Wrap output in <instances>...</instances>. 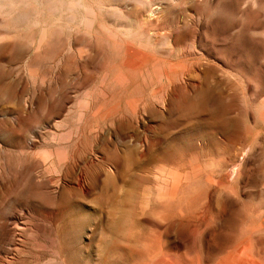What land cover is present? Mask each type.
Segmentation results:
<instances>
[{
	"label": "rangeland",
	"instance_id": "374dc122",
	"mask_svg": "<svg viewBox=\"0 0 264 264\" xmlns=\"http://www.w3.org/2000/svg\"><path fill=\"white\" fill-rule=\"evenodd\" d=\"M237 263L264 264V0H0V264Z\"/></svg>",
	"mask_w": 264,
	"mask_h": 264
},
{
	"label": "bare ground",
	"instance_id": "6f19581e",
	"mask_svg": "<svg viewBox=\"0 0 264 264\" xmlns=\"http://www.w3.org/2000/svg\"><path fill=\"white\" fill-rule=\"evenodd\" d=\"M51 35H52V34H51ZM36 39H37V38H36ZM242 259H244V258H242ZM236 261H238V262H239L240 260H236ZM243 262H244V261H243ZM237 264H238V263H237ZM244 264H245V263H244Z\"/></svg>",
	"mask_w": 264,
	"mask_h": 264
}]
</instances>
